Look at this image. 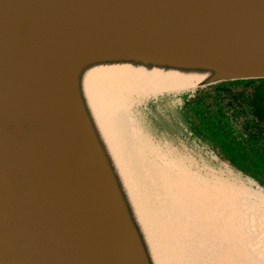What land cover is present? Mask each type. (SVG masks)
<instances>
[{
  "label": "water",
  "instance_id": "95a60500",
  "mask_svg": "<svg viewBox=\"0 0 264 264\" xmlns=\"http://www.w3.org/2000/svg\"><path fill=\"white\" fill-rule=\"evenodd\" d=\"M251 79L264 0H0V264H264V181L185 109Z\"/></svg>",
  "mask_w": 264,
  "mask_h": 264
},
{
  "label": "rangeland",
  "instance_id": "374dc122",
  "mask_svg": "<svg viewBox=\"0 0 264 264\" xmlns=\"http://www.w3.org/2000/svg\"><path fill=\"white\" fill-rule=\"evenodd\" d=\"M215 86L217 85L208 86L205 87V89H198L193 95L196 96V100L201 95H205L206 98L194 104L193 108L189 109V107L185 105V109L189 113L192 115L197 114L201 121L205 119V125H207L206 129L208 131L216 127V129L213 128L216 137H213L210 131L208 132L206 129L201 128L203 132H205V142H189L188 148H190L197 157L203 154L201 150L209 151L211 150L210 148L217 150L220 154L225 156L223 150L219 148V142L216 140L217 138L226 145L232 143L236 149L240 151V148H242L240 142L243 137L245 140H253L254 138H250L249 136L257 135L255 134L256 132H253L254 128H246L249 124L247 120L250 116L248 114L243 115L241 112H236V110L241 109V105L233 98L232 92H237L242 86L237 83H226L223 87L218 89H215ZM166 101H169V106H171V108H174L172 101L175 102L176 106L180 102L179 97L172 100L171 96L166 98ZM228 129L233 131L230 132ZM182 141L183 144H185L184 140ZM262 142L264 144L263 140ZM248 155L253 157L252 152H249ZM254 160L257 163L264 164V156L256 155ZM254 160L253 162L256 163Z\"/></svg>",
  "mask_w": 264,
  "mask_h": 264
},
{
  "label": "flooded vegetation",
  "instance_id": "af4514ba",
  "mask_svg": "<svg viewBox=\"0 0 264 264\" xmlns=\"http://www.w3.org/2000/svg\"><path fill=\"white\" fill-rule=\"evenodd\" d=\"M202 89H205V88H202ZM215 89H217V88L215 87ZM195 97L196 96H193V97L185 100V105L187 107H189V109L193 108L194 104H196V103H198L201 100H204L206 98L205 95L199 96L197 98V100ZM195 115H197V114H195ZM197 117H198V115H197ZM198 120L200 122L201 127L206 129L207 125H205V123H206L205 119L201 121L198 117ZM249 125L250 124H248V126H246V128L249 129L250 128ZM211 129L212 130L211 131L209 130V131L211 132L213 137H216V134L213 132L214 129L213 128H211ZM229 131L232 132L233 130H229ZM253 132H256L255 134H257V135L249 136L250 138H254L253 140H245L244 137L241 139L240 144H241L242 148H240V151H238V149H236V147L234 145L233 146L231 144L226 145L224 142H222L218 138L216 140H218L219 148H221L223 150L225 157L229 161H231L235 166H237L242 171L249 173V174H253L254 176L264 180V164L257 163L254 160L256 155H262V153H264V144L262 142V140L264 141V135L262 132H260V128L258 125L255 126ZM249 152L253 153V157H250L248 155ZM241 153L249 156L251 161H250V159H247V158H244V156H241ZM253 160L256 163H254ZM250 162H252L253 164L250 165Z\"/></svg>",
  "mask_w": 264,
  "mask_h": 264
},
{
  "label": "trees",
  "instance_id": "16d2710c",
  "mask_svg": "<svg viewBox=\"0 0 264 264\" xmlns=\"http://www.w3.org/2000/svg\"><path fill=\"white\" fill-rule=\"evenodd\" d=\"M226 83H237L242 86L241 89L238 90L237 92L235 93L232 92L233 98L238 102L239 105H241L240 107L241 109L236 110V112H242L243 115L248 114L250 116L247 120V122L250 124L249 127L255 128V126L258 125L260 128V132H262L264 135V79H251V80L222 82V83L216 84L217 86L215 87L217 89L221 88ZM193 118L196 121L199 128L201 129L202 127L200 125L197 115H193ZM213 128L216 129V127H213ZM229 144L233 146L232 143H229ZM241 156H244V158L250 159L249 156L243 153H241ZM259 156H264V153H262V155H259ZM252 164L253 163L250 162V165Z\"/></svg>",
  "mask_w": 264,
  "mask_h": 264
},
{
  "label": "bare ground",
  "instance_id": "6f19581e",
  "mask_svg": "<svg viewBox=\"0 0 264 264\" xmlns=\"http://www.w3.org/2000/svg\"><path fill=\"white\" fill-rule=\"evenodd\" d=\"M159 89H152V88H149V89H143V90H139V91H136L139 95H150V94H156V92H158ZM124 104H125V99L124 98H121L118 102V107L120 108H123L124 107ZM189 187L190 189L188 191L190 192H194L195 194H197V191L199 190V188H202L201 186H198L196 183L194 184V182H191L189 183ZM182 188L187 190L186 186L185 185H182ZM211 191L213 192V194L217 195V196H224V193L221 189L219 188H216L214 186L211 187ZM207 192H209V190H207V187L206 188H202L201 189V199L200 201L204 204V206L208 203V199H209V196L207 194ZM224 205V204H223ZM207 208L209 205H206ZM213 207L215 209H218V204L217 203H213ZM225 209H224V212L226 213H230V209L226 208V206L224 205Z\"/></svg>",
  "mask_w": 264,
  "mask_h": 264
}]
</instances>
